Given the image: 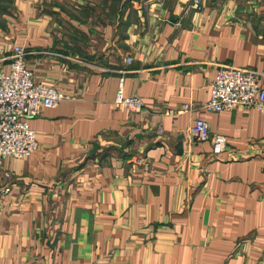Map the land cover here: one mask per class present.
<instances>
[{
  "label": "crops",
  "instance_id": "crops-1",
  "mask_svg": "<svg viewBox=\"0 0 264 264\" xmlns=\"http://www.w3.org/2000/svg\"><path fill=\"white\" fill-rule=\"evenodd\" d=\"M193 2L0 0V66L20 44L67 95L28 119L35 151L2 161L0 264H264V113L200 108L216 63L264 87V0ZM120 81L143 108L115 107Z\"/></svg>",
  "mask_w": 264,
  "mask_h": 264
},
{
  "label": "built area",
  "instance_id": "built-area-1",
  "mask_svg": "<svg viewBox=\"0 0 264 264\" xmlns=\"http://www.w3.org/2000/svg\"><path fill=\"white\" fill-rule=\"evenodd\" d=\"M194 7L199 8L200 0H194ZM26 49L14 44L9 55L7 69L0 66V195L10 191V173L3 169L2 161L7 157L22 158L31 155L37 147V133L28 119L37 116L44 108L55 107L67 98L60 89L36 82L33 72L26 65ZM4 58H0L3 61ZM261 73L229 63H216V74L211 82L210 97L200 108L219 112L238 106L254 107L264 113V87L259 85ZM115 107L126 110H139L144 103L137 95L124 94L120 81L114 101ZM184 105L177 113L190 110ZM172 111L166 110L165 114ZM194 141H210L212 153L220 154L225 147L226 138L212 134L208 124L197 118L190 128ZM139 163L145 165L141 158Z\"/></svg>",
  "mask_w": 264,
  "mask_h": 264
}]
</instances>
